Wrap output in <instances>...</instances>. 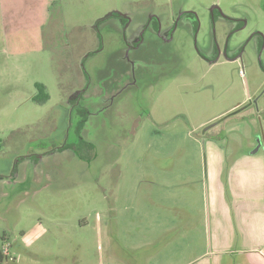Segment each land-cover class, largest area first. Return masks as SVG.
Here are the masks:
<instances>
[{"label":"rangeland","instance_id":"obj_1","mask_svg":"<svg viewBox=\"0 0 264 264\" xmlns=\"http://www.w3.org/2000/svg\"><path fill=\"white\" fill-rule=\"evenodd\" d=\"M187 10L202 26L196 39L179 18ZM227 17L245 22L229 40L241 56L202 59L198 49H223L240 24ZM255 31L264 35V0H0V248L40 224L28 246L47 264H143L159 243L133 253L156 234L140 227L159 229L162 243L189 214L206 227L211 139L232 160L255 149L264 159ZM36 83L49 100H34Z\"/></svg>","mask_w":264,"mask_h":264},{"label":"crops","instance_id":"obj_2","mask_svg":"<svg viewBox=\"0 0 264 264\" xmlns=\"http://www.w3.org/2000/svg\"><path fill=\"white\" fill-rule=\"evenodd\" d=\"M257 152H243L232 160L225 149L211 139L208 152L209 224L197 228L189 214L186 224L170 226L166 232L172 235L164 243L159 229L140 227L142 232L156 234L143 240L133 253L143 255L147 248L156 250L157 247L152 246L159 243L150 258L144 256L143 264H264V159ZM82 225L88 223L82 221ZM37 226L30 231H21L14 242L9 240L11 248L15 244L22 251L17 252L21 255L15 257L19 260L14 264H22L24 254L34 256L31 264H47L43 261L44 255L34 253L28 246L31 236L41 234L43 230L40 224ZM4 237L8 238L6 234ZM52 256L67 260L64 252H53Z\"/></svg>","mask_w":264,"mask_h":264},{"label":"flooded vegetation","instance_id":"obj_3","mask_svg":"<svg viewBox=\"0 0 264 264\" xmlns=\"http://www.w3.org/2000/svg\"><path fill=\"white\" fill-rule=\"evenodd\" d=\"M216 8L217 6H214L212 7L211 9V25H212V39H219L218 35H217V23L219 22L218 20V16L221 14L220 11L218 10V15L216 16ZM180 17L179 18H187L189 20H191L192 23H194L193 25V29H194V37L196 39V37L199 35L200 31H201V23L198 19V16L196 13H194L193 11H190V10H187V11H182L180 13ZM223 16V15H222ZM228 20H231V21H240V24L237 25L236 29H233L229 35L226 37L227 41L223 47V49L220 48L219 44L216 42V49L215 51H213V54L212 55H208L207 53H204L202 52L201 50H197L198 51V54L200 55V57L208 62H217L219 59L222 58V56H224L223 58H226L228 60H236L237 58H239L241 55L240 53L237 54L236 56H230V47H229V40L231 39V37L233 36V33L236 31V30H240V29H244L245 26V22H243V20H239V19H234V18H230V17H227ZM177 20V19H175ZM172 28V27H171ZM175 27H173L171 29V32L174 30ZM159 33H160V27H159ZM163 39H172V38H169L168 37H164V36H161ZM254 38H257V39H264V35L262 33H260V31H255L253 33H251L248 37V39H254ZM239 52H241V49L239 50ZM73 97H79L80 98V94H73ZM258 98L255 99L253 98V100L251 101V99H249L248 103H257L258 102ZM69 104H72L70 101H69ZM75 108V107H74ZM246 108V104L244 105L243 104H238L234 107V109H232L233 111L231 113H237V112H240L241 110L244 111V109ZM82 112V111H80ZM66 149V148H65ZM13 172L15 171V169L12 170ZM1 176V174H0ZM2 177V176H1ZM0 177V178H1Z\"/></svg>","mask_w":264,"mask_h":264},{"label":"trees","instance_id":"obj_4","mask_svg":"<svg viewBox=\"0 0 264 264\" xmlns=\"http://www.w3.org/2000/svg\"><path fill=\"white\" fill-rule=\"evenodd\" d=\"M36 88L40 92L39 94H43V97L41 99V98H39L40 97L39 94H37L35 96V99L34 100H36L38 102H45L46 100H49V94L47 93L46 87H45L44 84H42V83H36ZM2 239H3L2 241H6V238L5 237H2ZM8 256L9 255L4 254L2 252V249L0 248V264H4L5 259H8L9 258Z\"/></svg>","mask_w":264,"mask_h":264},{"label":"built area","instance_id":"obj_5","mask_svg":"<svg viewBox=\"0 0 264 264\" xmlns=\"http://www.w3.org/2000/svg\"><path fill=\"white\" fill-rule=\"evenodd\" d=\"M9 247H10V244L9 243L8 244L7 243H3L2 247H1L2 252L4 254L9 255Z\"/></svg>","mask_w":264,"mask_h":264},{"label":"water","instance_id":"obj_6","mask_svg":"<svg viewBox=\"0 0 264 264\" xmlns=\"http://www.w3.org/2000/svg\"><path fill=\"white\" fill-rule=\"evenodd\" d=\"M213 125V124H212ZM257 151V149H255L254 151H253V153H255Z\"/></svg>","mask_w":264,"mask_h":264}]
</instances>
